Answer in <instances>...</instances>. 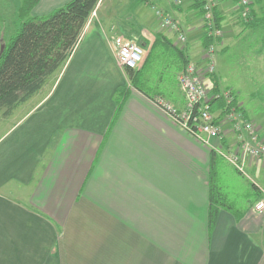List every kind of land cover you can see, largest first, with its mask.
Returning <instances> with one entry per match:
<instances>
[{
    "label": "crops",
    "instance_id": "0c3cea01",
    "mask_svg": "<svg viewBox=\"0 0 264 264\" xmlns=\"http://www.w3.org/2000/svg\"><path fill=\"white\" fill-rule=\"evenodd\" d=\"M70 1L39 0L33 17ZM104 1L64 68L11 116L0 113L1 123L16 116L0 134V264H264V215L254 210L264 190V166L248 168L261 183L252 182L254 200L222 204L210 230L213 179L224 182L229 163L153 101L160 96L181 111L186 107L178 77H166V66L156 77L143 74L141 90L117 64L113 40L120 35L145 47L139 70L159 35L176 47L174 33L162 29L159 19L152 23L148 9L157 7L176 21H182V10L198 20V34L197 24L180 23L191 38L189 59L204 68L205 33L195 0L180 6L135 0L124 18ZM222 5L217 3L225 31L218 54L228 52V86L217 70L205 83L212 93L233 91L264 139V93L258 95L263 84L249 79L256 82L248 108L241 92L245 82H232V66H242L249 47L245 41L252 36L264 48V8L253 0L252 18L245 21L241 12H225ZM260 64L264 70V55ZM221 106L215 102V115ZM233 142L228 135L226 146Z\"/></svg>",
    "mask_w": 264,
    "mask_h": 264
},
{
    "label": "built area",
    "instance_id": "2783aa9c",
    "mask_svg": "<svg viewBox=\"0 0 264 264\" xmlns=\"http://www.w3.org/2000/svg\"><path fill=\"white\" fill-rule=\"evenodd\" d=\"M197 1L203 2L204 35L209 40L208 47L203 53L205 67L198 68L191 63L178 76L179 87L186 103L184 110L177 109L160 97H154L153 101L186 133L200 143L208 145L216 155L232 165L239 174L247 176L249 167L264 166V139L260 135L259 127L245 117L233 91L221 90L212 93L205 83L206 77L213 75L216 71L215 56L220 48L224 31L222 26L217 24L215 12L218 6L215 0ZM182 3V0H174L177 6ZM249 3L248 0L239 1L243 9L249 8ZM155 11L161 28L177 34L179 43L186 44L187 37L180 24L163 11L159 9ZM243 17H248L245 12H243ZM81 39L82 36L79 43ZM113 41L117 50L118 66L123 70H137L144 60V47L120 36L115 37ZM219 100L223 101L224 108L220 110V115H215L213 106ZM230 134L233 135L234 142L226 146ZM215 141L217 144L213 143ZM254 210L264 215V190Z\"/></svg>",
    "mask_w": 264,
    "mask_h": 264
},
{
    "label": "trees",
    "instance_id": "16d2710c",
    "mask_svg": "<svg viewBox=\"0 0 264 264\" xmlns=\"http://www.w3.org/2000/svg\"><path fill=\"white\" fill-rule=\"evenodd\" d=\"M38 2L39 0L23 1L18 16L21 20L20 28L10 37L0 55V113L4 117L11 116L18 107L38 94L49 80L64 68L78 46L83 30L100 0H71L46 17H31L30 13ZM202 3L195 0L194 4L201 14ZM254 4L264 8V0H254ZM245 10L247 19L251 20L250 11L248 8ZM215 14L217 24L221 26L223 17L218 8ZM163 38L162 35L157 37L142 69L128 70L133 87L142 90L139 77L155 53L162 66L167 67L173 62V65L176 63L177 69H183L188 63L184 50L170 46L171 43L165 44ZM208 44L209 40L204 35L205 48ZM170 57H173V61ZM221 102L222 106L218 108L220 110L224 108V103ZM217 197V189L212 184L210 230L216 224L222 205Z\"/></svg>",
    "mask_w": 264,
    "mask_h": 264
},
{
    "label": "rangeland",
    "instance_id": "374dc122",
    "mask_svg": "<svg viewBox=\"0 0 264 264\" xmlns=\"http://www.w3.org/2000/svg\"><path fill=\"white\" fill-rule=\"evenodd\" d=\"M23 1L24 0H0V55L3 53V50H4L8 40L10 39V37L13 34H15L20 28V21L21 20H19L18 16H19V8L22 6ZM248 1L250 2L248 10L250 11V7H251V5H253V0H248ZM131 2H135V0H105L104 6L108 11L111 9H118V11L121 15L118 13L120 16H117V17L124 18L125 9L128 7V3H131ZM191 2H193V0L187 1L188 4H190ZM215 2L218 3L219 5L224 4V5H222V7H223L222 9L225 12L228 11V9L229 10H235V11L237 10V11L241 12L240 15L242 16V18L245 21H249L247 19L248 17L247 18L243 17V12L246 13V10L240 7L239 0H237L235 3H234V1H233V3H231L232 1L230 3H228V0L227 1L226 0H215ZM257 6L261 7L258 4H257ZM155 9H159V10L163 11L162 9L157 8V7H155ZM32 11L30 13L31 17H33ZM148 12L151 13L152 23L158 22V18L156 16V11L153 12V10L148 9ZM188 13H189L188 11L182 10L180 12V14H181L180 18L182 17V21L177 20V23L180 24L181 28L183 27L181 23H184V25H188V27L192 26V25L194 26V24H197V29H195L196 31L193 29V33L194 34L200 33V29H198L200 27V25H198L199 24L198 20L194 22V20H196V19H194V17L192 18V14H188ZM95 15L96 14H94V15L92 14L91 17L96 18ZM46 16H48V15H45L43 17H46ZM109 19H111V22H112V16H110ZM174 20L176 21V19H174ZM135 22H136V20H135ZM112 23H114V21ZM183 32L187 37V43L186 44L182 45L179 43L177 34H174L173 37L175 40L177 38V45H175L176 46L175 48H180V49L184 50V52L187 55L188 63L185 65V67L183 69H181L180 72L178 71L179 69H177L176 63H174V65H173V62H172V64L168 65L166 67L167 68V71H166L167 76L166 77L169 76L170 79L173 75H176L178 77L180 75V73L186 68V66L191 64V63L198 66L194 61L189 59L187 47L190 43L191 38L189 37V33L185 32L184 29H183ZM120 37H122V36L120 35ZM226 38H228V35L226 36ZM124 39H128V38H124ZM128 40H132V41L140 44L139 40H137V39L136 40L135 39L134 40L128 39ZM253 40L254 39H252V36H251L250 38L247 39V41H245V44L248 45L249 47L246 46L243 50V53H242L243 57H241L242 66L241 65H238L235 67H234V65L232 66V69L234 70L233 75H232V80H233L232 82H234V83L239 82L240 84L245 82V84H246L243 87V91H241V92H242V99L245 101L246 106L248 108H251V104L249 101L250 99H249L248 94H250V92L253 91L252 90L253 85H254V82H256V81H249V79L252 77H256L257 83L259 85H260V83L263 84V87H264V70L262 69L263 66L260 64V58L264 55V48L262 49L260 46H258V43H254ZM144 49H145V47H144ZM170 59H172V61H173V57H170ZM215 63H216L215 67L217 65L216 70L219 72V76L221 78L222 85L224 87H227L228 86V52H227V54L226 53H224V54H218L217 53L215 56ZM237 63H240L239 60L237 61ZM160 66H161L160 61L158 60V56L155 53L153 55V57L151 58V62H149L146 69H144L145 71L143 72V74L148 73V74L152 75L153 77H156V73L158 72V69ZM139 68H138V70H139ZM198 68H199V66H198ZM143 74L139 77L140 80H141ZM246 76L248 77V79H246ZM128 78H130V76ZM241 78H245V79L243 80ZM259 88H260V86L258 87V89ZM225 90H228V89H225ZM263 93H264V90L261 89L259 91V94H258L260 96L259 98H261V96H263ZM155 97H157V96H155ZM160 98L162 100H164L165 102H169L163 97H160ZM15 117L16 116H14V119H15ZM14 119L11 118V120H8V123L4 122V121H3V123H1V121H0V134L2 132L4 133L5 128H9V126H11L14 123ZM219 163H221V160L219 161ZM224 163L226 164L225 166L228 169V175H227L228 178L224 182L221 181L220 178H214L213 179L214 186L217 189V196H218L217 198H219V201L222 204H225L226 206H230V205L233 206L235 204L246 203L247 200H254V198L256 197L255 196L256 190H255V187L253 186L252 182L255 181V182H257V184L261 185L259 179L256 178L254 175H252L250 171H249V174L247 176L239 174V173H237V171H235V168L232 167L230 164H227L226 162H224Z\"/></svg>",
    "mask_w": 264,
    "mask_h": 264
},
{
    "label": "bare ground",
    "instance_id": "6f19581e",
    "mask_svg": "<svg viewBox=\"0 0 264 264\" xmlns=\"http://www.w3.org/2000/svg\"><path fill=\"white\" fill-rule=\"evenodd\" d=\"M247 16H248V14H247Z\"/></svg>",
    "mask_w": 264,
    "mask_h": 264
}]
</instances>
